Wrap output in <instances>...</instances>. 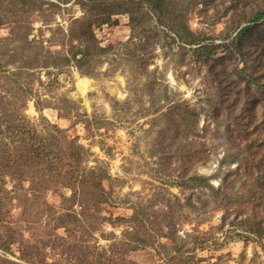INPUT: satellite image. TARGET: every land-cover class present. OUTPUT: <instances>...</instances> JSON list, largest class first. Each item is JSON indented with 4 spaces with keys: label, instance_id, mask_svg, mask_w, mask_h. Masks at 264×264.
I'll list each match as a JSON object with an SVG mask.
<instances>
[{
    "label": "rangeland",
    "instance_id": "rangeland-1",
    "mask_svg": "<svg viewBox=\"0 0 264 264\" xmlns=\"http://www.w3.org/2000/svg\"><path fill=\"white\" fill-rule=\"evenodd\" d=\"M0 264H264V0H0Z\"/></svg>",
    "mask_w": 264,
    "mask_h": 264
},
{
    "label": "clouds",
    "instance_id": "clouds-1",
    "mask_svg": "<svg viewBox=\"0 0 264 264\" xmlns=\"http://www.w3.org/2000/svg\"><path fill=\"white\" fill-rule=\"evenodd\" d=\"M79 75H80V74H79ZM80 76H81V75H80ZM168 77H171L172 80H173V77H172L171 74H168V76H167V81H168ZM41 79L44 80L45 78H44L43 76H41ZM70 80H71V79H70ZM67 89H73L72 91L68 92V98L71 99V100H73V101L79 100V101H80V110L83 111L84 113L88 114L89 117L91 116V114H92V112H93L94 109H95L97 115H100L101 113H103V112H101V111H98V110H97V107H96L95 105H86V104L84 103V98L74 96L73 93H74V91H75V88H74V85H73L71 82L66 81L65 84H64V87L61 88L59 91H60V92H64V91L67 90ZM127 95H128V94H127V92H126V96H127ZM122 99H123V102H124L125 100H127L126 98H122ZM111 102H112V101H110V103H111ZM33 104H34V101H33V100H28V101L26 102V109H28V106H29V105L32 106ZM26 109H25V110H26ZM31 111H32V113H33L32 116L35 117V116H36V113H35V111H34V109H33L32 107H31ZM43 114H44L46 117L49 118L50 122H52V123H57V124H59V126H61V125H60V121H58V120L56 119V113H55L54 111H47V110H46ZM103 115H104V113H103ZM68 123H69V122H66V121H65L63 127H67V126H68ZM77 128H79V129H81V130L83 131V125H82V124H78V125H77ZM101 131H103V129H101ZM79 134H80V133H79ZM80 135H81V134H80ZM81 136H83V135H81ZM114 139H115V138H114ZM109 143H112V140H109ZM85 146H87V144H85ZM96 151L99 153V150H98V149H97ZM69 194H70V193H69ZM129 215H131V212H130V211H129ZM209 224H210V220H209ZM108 230L111 231L112 229L108 228ZM117 235H119V231H117ZM162 242H163V241H162ZM102 243H103V242H102Z\"/></svg>",
    "mask_w": 264,
    "mask_h": 264
},
{
    "label": "trees",
    "instance_id": "trees-1",
    "mask_svg": "<svg viewBox=\"0 0 264 264\" xmlns=\"http://www.w3.org/2000/svg\"><path fill=\"white\" fill-rule=\"evenodd\" d=\"M172 259H174V258H172ZM176 259V258H175ZM180 259H181V257H180Z\"/></svg>",
    "mask_w": 264,
    "mask_h": 264
}]
</instances>
